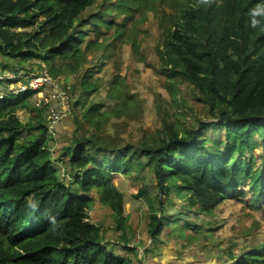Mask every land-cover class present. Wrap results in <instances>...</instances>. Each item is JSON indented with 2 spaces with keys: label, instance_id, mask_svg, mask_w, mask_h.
<instances>
[{
  "label": "trees",
  "instance_id": "1",
  "mask_svg": "<svg viewBox=\"0 0 264 264\" xmlns=\"http://www.w3.org/2000/svg\"><path fill=\"white\" fill-rule=\"evenodd\" d=\"M110 1L111 8L85 17L96 0H0V62L8 59L6 68L12 64L18 72L38 59L55 72L53 78L77 73L88 64V53L102 45L98 39L86 43L87 23L99 26L110 10L130 20L138 11L160 9L159 0L101 3ZM170 3L174 10L167 14L164 38L155 48L167 79L164 87L173 93L189 84L214 120L199 119L198 127H188L179 109L170 119L165 114L163 127L143 133L137 142H106L92 129L116 111L134 117L142 103L117 75L109 88L118 103L115 108L106 112L91 104L78 117L76 102L74 128L68 138L60 134L68 140L55 153L49 144L54 136L48 133V105L37 107L31 101L36 91H10L0 97V264H136L131 255L116 253L115 243L89 219L95 192L112 210L120 249L133 250L125 195L117 186L124 176L139 182L136 197L147 202L152 238L187 214H167L161 197L170 200L173 193L183 198L188 214L196 215L212 216L224 201L249 194L252 206L264 204V170L254 169L253 159L244 158L260 145L264 149V32L250 27V9L264 0H216L211 6L197 0ZM102 24L119 29L113 20ZM133 49L140 55L137 43ZM12 82L0 79V88ZM80 88L82 107L96 85L81 78L69 91L73 98ZM211 128L220 129V138L207 135ZM254 134L262 141L254 140ZM58 164L72 174V182L61 178ZM148 177L155 180V196L144 184ZM28 200L35 208L26 206ZM52 217L59 227L50 224ZM185 227L196 226L188 221ZM228 258H236L232 264H264V246L243 249L237 256L231 251Z\"/></svg>",
  "mask_w": 264,
  "mask_h": 264
},
{
  "label": "rangeland",
  "instance_id": "2",
  "mask_svg": "<svg viewBox=\"0 0 264 264\" xmlns=\"http://www.w3.org/2000/svg\"><path fill=\"white\" fill-rule=\"evenodd\" d=\"M159 1L158 8L160 9L147 12L138 11L130 20L127 19L126 15L120 13L117 15L118 13L110 10L107 15L100 19L99 26L94 25V21L87 23L83 27L86 33V43L98 39L97 42L102 43V45L88 53V64L85 68L82 67L77 73L63 75L60 73L58 75V78L68 77V79H62L65 84L69 82L74 85L75 82L79 83L81 78H88L89 82L96 85V89L92 91L89 99L85 102V106L82 107L80 105L84 97L81 100L78 99L79 96L83 95L81 88L78 92L74 90L72 93L76 99L70 93L72 100L74 99L71 106L79 102L75 112L78 117L91 104L100 105L101 111L106 112L115 108L118 103L116 99L109 96V88L117 75L123 78L125 88L127 87L129 92L136 94L140 102L142 101L141 107L134 117L128 118L126 114H119L116 111L109 114V117L103 120L99 128L92 129L93 132L100 134V137L106 142L113 144L120 140L137 142L143 133L154 134L157 128H162L165 114L168 116L166 118L170 119L179 109L184 114V125L188 127H198L197 120L199 119L207 123L214 120L208 116L204 105L199 101V95L189 84L184 83L182 90H174L173 93L164 87L166 77L162 74L155 48L164 38L163 29L167 25L166 17L167 14L173 12L174 8L171 6V0ZM111 5H113L111 1L103 4L101 0H96L94 5L85 12V17L100 13L102 9L107 7L111 8ZM106 20H113L119 29L116 30L115 27L108 29L106 25L102 24ZM134 43L140 47V55L134 51ZM9 63L11 61L8 59H4V57L1 59L0 76L10 78L13 82L0 88V94H9L10 91L15 93L14 89L18 87L22 88L21 91L25 90L31 74L46 71L55 76V72L50 73L46 63L38 59L26 62L18 72L14 71L12 64L6 68ZM50 96H52V92L50 95L49 89L46 87L42 97L36 93L31 101L37 106L39 100L48 99ZM46 105H48L49 111V103L43 104L41 107ZM18 115L22 120H25L24 111H20ZM72 117L71 111L67 118L56 124L54 140L49 141L53 150L59 144V136H62L60 135L62 132L66 138L71 134L72 128H74L70 120ZM219 133L221 134L219 128H211L207 135L218 139L220 138ZM253 138L262 141L257 134H254ZM54 154L53 152L52 156ZM252 155L253 158H251ZM244 158L247 161L253 159L252 167L254 169L264 170V149L261 145L253 153L246 152ZM58 166L61 168V165L58 164ZM60 170L61 178L67 183L74 180L72 174L68 173L67 170L64 168ZM144 184L149 186L154 196L157 194L158 190L155 188L156 183L153 178L148 177ZM117 186L125 195V213L129 216L130 225H136L138 237L144 234L145 242H149V236L140 227H145L148 216L147 202L143 197H136L139 182H133L131 178L124 176L117 181ZM245 188L248 189L249 187L245 186ZM92 196L94 203L89 211L90 221L100 225L107 241L115 243L114 251L116 253L124 254V251L120 250V243L118 244L120 232H116L114 228L112 210L97 200L95 192L92 193ZM250 200L251 194L243 200H226L212 216H205L188 214L186 207H184L185 202L178 194L173 193L170 200L161 197V202L168 208L167 214L171 218L176 214H184L185 212L187 214L174 218L167 227L164 226V231L159 238L153 240L149 249L158 253L159 247H169L172 240H175L182 248H184V244L188 243L189 247L193 246L190 248L191 250L195 251L201 248L206 250L208 254L214 252L220 256V259H227V255L231 251L240 254L243 249L262 247L264 246V204L255 207L252 206ZM188 221L195 224L196 227L191 230L186 229L185 223ZM132 240L135 242L136 238L133 237ZM229 260L230 263L235 261V259Z\"/></svg>",
  "mask_w": 264,
  "mask_h": 264
},
{
  "label": "crops",
  "instance_id": "3",
  "mask_svg": "<svg viewBox=\"0 0 264 264\" xmlns=\"http://www.w3.org/2000/svg\"><path fill=\"white\" fill-rule=\"evenodd\" d=\"M65 143L66 142H64L62 136H59V144L56 146L55 150L58 148L60 149ZM55 150L53 151L55 152ZM125 215L127 214L125 213ZM130 223L131 222L129 219L127 232L131 231L134 234L132 236H128V238H130L128 245L133 250L130 251L125 249L123 251L124 255H131L137 261L136 264H232L230 263L228 257L227 259H220V256H218L216 253L212 252L211 254H208L206 250L201 248L196 249L197 251L191 250L190 248L193 246L189 247L188 243L184 244V248H182L175 240H172L169 247H159L160 251L156 253L150 250L149 247L151 244H153V240L159 238L162 233L159 236L152 238L148 233V220H146L145 227L143 228L140 226L142 231H145L146 235L149 236L150 241L145 242V238H143L144 234L138 237V229L136 228V225L131 226ZM133 237L136 238L135 242L132 240ZM234 254L236 256L238 255L235 253V251Z\"/></svg>",
  "mask_w": 264,
  "mask_h": 264
},
{
  "label": "built area",
  "instance_id": "4",
  "mask_svg": "<svg viewBox=\"0 0 264 264\" xmlns=\"http://www.w3.org/2000/svg\"><path fill=\"white\" fill-rule=\"evenodd\" d=\"M68 79L67 76L60 78H53L46 71L43 73H35L29 76L28 86L26 89L34 90L36 93L42 97L43 90L47 87L49 89L50 95L52 96L45 100H39L37 106L41 107L43 104L49 103L48 111V133L52 136H55V126L58 122L67 118L72 111V98L70 95V90L72 85L67 82L66 84L62 79ZM0 79H4L0 76ZM21 87L14 89L15 93L21 91ZM7 94H0L4 96Z\"/></svg>",
  "mask_w": 264,
  "mask_h": 264
},
{
  "label": "clouds",
  "instance_id": "5",
  "mask_svg": "<svg viewBox=\"0 0 264 264\" xmlns=\"http://www.w3.org/2000/svg\"><path fill=\"white\" fill-rule=\"evenodd\" d=\"M197 2L202 6H211L216 0H197ZM250 17V27L264 32V23L261 22L262 19H264V3L257 4L254 8L250 9ZM26 206L35 208V204L31 200L26 202ZM50 224H52L54 228L59 227L55 217L50 218Z\"/></svg>",
  "mask_w": 264,
  "mask_h": 264
},
{
  "label": "bare ground",
  "instance_id": "6",
  "mask_svg": "<svg viewBox=\"0 0 264 264\" xmlns=\"http://www.w3.org/2000/svg\"><path fill=\"white\" fill-rule=\"evenodd\" d=\"M159 68V67H158ZM167 80V79H166Z\"/></svg>",
  "mask_w": 264,
  "mask_h": 264
}]
</instances>
